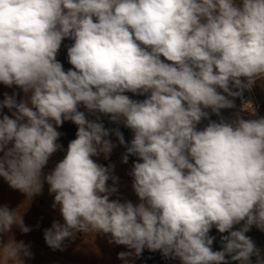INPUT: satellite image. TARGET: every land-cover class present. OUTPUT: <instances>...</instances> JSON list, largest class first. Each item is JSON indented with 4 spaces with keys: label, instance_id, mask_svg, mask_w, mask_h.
Instances as JSON below:
<instances>
[{
    "label": "clouds",
    "instance_id": "clouds-1",
    "mask_svg": "<svg viewBox=\"0 0 264 264\" xmlns=\"http://www.w3.org/2000/svg\"><path fill=\"white\" fill-rule=\"evenodd\" d=\"M65 38L74 41L67 71L56 59ZM260 78L264 0H0V83L26 94L0 102L15 109L0 118V177L29 199L49 185L64 220L44 230L54 250L77 232H102L134 250L118 254L125 264L145 248L181 264H229L226 256L251 264L254 254L264 264L245 235L252 225L264 230V117L197 127L204 109L232 108L228 97ZM149 91L143 101L125 94ZM81 106L132 130L122 159L138 158L129 173L138 204L110 199L114 166L93 157L108 159L115 145ZM65 121L77 125L76 138L44 174ZM17 209L0 207V233L30 231ZM213 226L229 233L219 251ZM30 255L23 241L0 246V264Z\"/></svg>",
    "mask_w": 264,
    "mask_h": 264
},
{
    "label": "rangeland",
    "instance_id": "rangeland-1",
    "mask_svg": "<svg viewBox=\"0 0 264 264\" xmlns=\"http://www.w3.org/2000/svg\"><path fill=\"white\" fill-rule=\"evenodd\" d=\"M74 43L70 38H65L61 47L57 53L56 59L63 65L65 71L73 68V66L68 62L67 50ZM164 60L163 57H161ZM165 61V60H164ZM220 91L223 90L219 89ZM5 94L11 96L15 94L17 103L21 102L26 98V94L18 86H6L0 83V102L5 98ZM130 98L134 100L143 101L145 98V93L143 95L133 94L131 92H126ZM227 96V93H223ZM228 99L231 100L229 96ZM79 111L85 112V114H91L95 121L102 123L104 127L110 130L109 137L111 142L115 145L109 154L108 159L104 158L101 154L98 157H93L95 162L101 164L105 167L113 165V175L117 178H131L129 173L132 169L134 162L138 160L136 156L129 155L128 162H123V156L126 154V148L130 145L133 135L124 131V127L118 121H112L110 115L103 113H89L83 106H81ZM12 111L7 108H0V118L3 115H8L12 117ZM99 118V119H97ZM238 118L242 119H252L258 118L256 115H249L242 113L238 108H226L223 112L219 113V116L215 120L219 122L223 119L226 122H233ZM74 123L71 121H65L62 128H71ZM122 133L125 144L121 145L117 136L116 131ZM11 146V145H9ZM3 153L0 152V156ZM61 161V158L57 152H55L49 159L48 164L42 170L44 174L49 173L54 169L55 165ZM110 181V180H109ZM53 197V194L49 193V185L44 183L42 191L39 194L33 195L30 199L25 193L18 189H13L9 186L8 182L0 177V207L7 206L10 210L17 209L18 214H22V218L25 226L30 228L28 233H22L18 226L13 225L10 232L0 233V246L6 245L10 240L14 242L23 241L25 245L29 246L30 256H22L23 264H68V255L71 259H75L76 263L80 264H125V262L118 258L120 252L133 251L127 248L125 245H117L115 243H110L111 234H105L102 232L95 233H81V236L75 238H67L63 243V250H54L49 247L44 239V230L51 227L53 221H58L64 223L63 217L60 211L52 210L48 204V198ZM215 244H219L221 240V233L215 230ZM219 233V234H218ZM222 250L219 247L213 249V251ZM260 257L261 253H259ZM130 264H181L178 258L164 257L160 251H149L147 248L144 249L139 257L132 256L129 257ZM229 259V256H226Z\"/></svg>",
    "mask_w": 264,
    "mask_h": 264
},
{
    "label": "crops",
    "instance_id": "crops-1",
    "mask_svg": "<svg viewBox=\"0 0 264 264\" xmlns=\"http://www.w3.org/2000/svg\"><path fill=\"white\" fill-rule=\"evenodd\" d=\"M253 89H254L256 100L261 105V111H260V114L258 116V118H261V117H264V78L257 79L256 83L253 86ZM217 90L219 92H221V94H223L222 91H220L219 89H217ZM233 91H235V89H233ZM231 100L233 101V105H234L233 107L237 109L238 108L237 97H231ZM224 110L225 109H221L220 113L223 112ZM212 114H213V118L215 121L219 115L214 114V113H212ZM119 121L118 122L123 125V127H124L123 129L125 131L124 122L122 120H119ZM129 134L133 135V133H129ZM133 138H134V135H133L132 139ZM112 183H113L112 180L108 181L109 186H112ZM115 186L117 187L118 191L116 193H113V195L110 197L111 200L119 199L121 202L131 201L134 205L138 204L140 202L138 196L136 195V193L134 192V190L132 188V179L131 178H118V181H117ZM48 204L52 210L60 211L59 205L53 207L54 194H53V197L48 198ZM243 223L244 222L242 221L240 224L234 225L232 230H239L243 226ZM215 230H217V229L215 228V226H213V228L209 232L210 237L215 238V234H216ZM228 234L229 233H227V232L221 233V237L226 236ZM245 235H247L248 237H250L252 239V241L254 242V244L256 246V249L259 251V253H261L262 258H264V230H261L256 225H252L250 227V230L247 233H245ZM77 236L80 237L81 233L80 232L77 233ZM215 240L216 239H214V242L211 246L212 250L216 247H219V246H220V249H222V241L219 240V244L216 245ZM70 256H72V255H68V261H70L68 264H80V263H76V260L71 259ZM229 258H230V256H229Z\"/></svg>",
    "mask_w": 264,
    "mask_h": 264
},
{
    "label": "built area",
    "instance_id": "built-area-1",
    "mask_svg": "<svg viewBox=\"0 0 264 264\" xmlns=\"http://www.w3.org/2000/svg\"><path fill=\"white\" fill-rule=\"evenodd\" d=\"M164 62L171 63L166 60ZM150 94H151L150 91L148 93H145V98H148ZM237 103H238V109L242 113L259 116L260 111H261V105L256 100L253 87L251 88V90H247V89L244 90L241 96H237ZM204 111H207L209 113V117L207 119L201 120V122L197 125L198 129H202L205 126H207V124L210 121H214L213 114L210 108L204 109ZM85 115L87 119L91 121H95V118H93L91 114H85ZM57 131L61 135L59 136L56 143L59 144L61 147L56 152L59 154L62 160L64 156L66 155L67 148H68L70 141L76 138L77 125L73 124L72 127L68 129L57 127ZM125 131L128 133H133L132 130L126 126H125Z\"/></svg>",
    "mask_w": 264,
    "mask_h": 264
},
{
    "label": "water",
    "instance_id": "water-1",
    "mask_svg": "<svg viewBox=\"0 0 264 264\" xmlns=\"http://www.w3.org/2000/svg\"><path fill=\"white\" fill-rule=\"evenodd\" d=\"M251 259V264H255L256 261H257V257L256 255H252V257L250 258ZM229 264H239V261H232L231 258L227 259Z\"/></svg>",
    "mask_w": 264,
    "mask_h": 264
}]
</instances>
